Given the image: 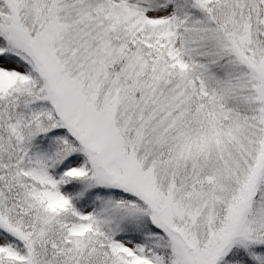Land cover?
<instances>
[{
  "label": "snow or ice",
  "instance_id": "6c2138e0",
  "mask_svg": "<svg viewBox=\"0 0 264 264\" xmlns=\"http://www.w3.org/2000/svg\"><path fill=\"white\" fill-rule=\"evenodd\" d=\"M0 264H264V0H0Z\"/></svg>",
  "mask_w": 264,
  "mask_h": 264
}]
</instances>
